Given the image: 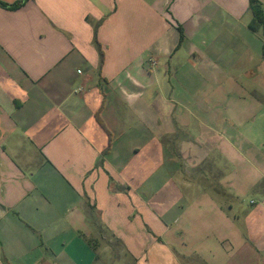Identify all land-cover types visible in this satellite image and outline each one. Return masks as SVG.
<instances>
[{
  "label": "crops",
  "instance_id": "1",
  "mask_svg": "<svg viewBox=\"0 0 264 264\" xmlns=\"http://www.w3.org/2000/svg\"><path fill=\"white\" fill-rule=\"evenodd\" d=\"M253 19L250 0L0 6V264H264Z\"/></svg>",
  "mask_w": 264,
  "mask_h": 264
},
{
  "label": "rangeland",
  "instance_id": "2",
  "mask_svg": "<svg viewBox=\"0 0 264 264\" xmlns=\"http://www.w3.org/2000/svg\"><path fill=\"white\" fill-rule=\"evenodd\" d=\"M141 154H143L144 156L149 155L151 152L147 151V149L145 151L140 152ZM148 159H146L145 161H147ZM150 166H148V164L146 163L145 169L146 170H150L149 169ZM147 179V178H146ZM160 186L162 188L165 189V191L167 192L168 189V185L165 184L164 180L161 179V183ZM153 188L150 185L148 189H146V194H152ZM163 194H167V193H163ZM257 196H255V194H241L240 199H238L237 204L239 205V207L243 210V211H249V207L252 205V202H257V204L259 203L257 198ZM114 246H117V244L114 241Z\"/></svg>",
  "mask_w": 264,
  "mask_h": 264
},
{
  "label": "trees",
  "instance_id": "3",
  "mask_svg": "<svg viewBox=\"0 0 264 264\" xmlns=\"http://www.w3.org/2000/svg\"><path fill=\"white\" fill-rule=\"evenodd\" d=\"M28 1L30 0H21L15 2L14 4H7L0 1V6L10 10H16L25 5ZM250 7L254 13L253 24L258 25V27H262L264 25V12L261 9L258 0H250Z\"/></svg>",
  "mask_w": 264,
  "mask_h": 264
},
{
  "label": "built area",
  "instance_id": "4",
  "mask_svg": "<svg viewBox=\"0 0 264 264\" xmlns=\"http://www.w3.org/2000/svg\"><path fill=\"white\" fill-rule=\"evenodd\" d=\"M153 64H156V62L153 60ZM254 203V201L252 202V204Z\"/></svg>",
  "mask_w": 264,
  "mask_h": 264
}]
</instances>
